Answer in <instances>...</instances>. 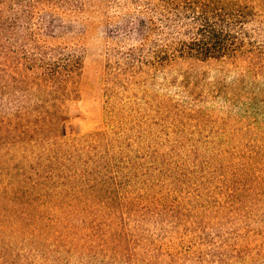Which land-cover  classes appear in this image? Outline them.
<instances>
[{"label": "trees", "instance_id": "obj_1", "mask_svg": "<svg viewBox=\"0 0 264 264\" xmlns=\"http://www.w3.org/2000/svg\"><path fill=\"white\" fill-rule=\"evenodd\" d=\"M90 1L0 7V55L15 52L14 29L26 31L7 78L21 99L0 119V264H148L145 220L183 234L166 264H238L264 239V0H155L165 43L107 53L114 124L65 137L85 48L64 37L82 31L72 17ZM31 16L38 23H22ZM160 66L165 134L149 103L141 118L119 100L121 86ZM256 251L245 264L264 260V241Z\"/></svg>", "mask_w": 264, "mask_h": 264}, {"label": "rangeland", "instance_id": "obj_2", "mask_svg": "<svg viewBox=\"0 0 264 264\" xmlns=\"http://www.w3.org/2000/svg\"><path fill=\"white\" fill-rule=\"evenodd\" d=\"M19 1L0 0V7L2 6L4 13L8 14L11 7L17 5L19 7ZM153 1V4H149L148 0H133L132 3L124 0L121 2L120 0H91V5L86 9L84 18L72 17V19L79 21L78 24L82 27V31L71 33L69 37L65 36L64 39L70 43L81 44L85 48V55L78 83L79 96L69 101L66 114L62 117L65 137L82 136L97 130H109L114 124L109 120L105 110L104 83L106 80L104 66L107 53L111 46L124 48L142 42H146L145 45L148 44L147 47L152 52L156 49L155 47L165 43V23L160 20V15L157 16L158 10L154 5L155 0ZM22 3L23 1L20 5ZM153 9H156V12ZM25 18L21 19L23 24L33 25L39 20L37 16ZM143 20L144 24H142ZM140 22L141 24H139ZM132 26H134V31L131 34L126 33L125 28ZM14 33L10 40V42L13 41L14 45L12 46L10 43L8 45L9 48L16 49L15 52H10L7 56L0 55V119L7 115L6 111L12 100L20 101L21 99L20 91H12L13 88L10 87L11 83L7 78L13 72L12 63L16 62L22 55L21 51L24 49L19 48L20 45L18 44L22 39H25L26 31L23 28L14 29ZM6 35L9 33L7 32ZM146 71V73L138 74V80L136 84L131 85L130 91H128L129 88L125 90L121 86L119 100L123 102L132 101L136 111H138L136 113L141 118L144 117L141 107L145 103H149L147 119L151 121L153 129L156 127L155 123H161L164 126L162 132L165 134V115L160 121L155 115L158 108L157 104L163 106L165 103V68L160 66L159 68H149ZM210 73H215L213 67L210 69ZM16 86L17 89L20 87L17 81ZM205 131H208V128ZM135 220L139 219L136 218ZM139 230L143 241L147 243L146 247L150 251L148 264H166L165 250L174 251L178 247L176 243L183 235L178 231L170 230L168 226H165V223L154 225L148 220H145V224ZM259 238L257 237L258 244L249 248L252 252L249 251L248 254H243L237 258L238 264H245L253 253L258 254L259 257L260 253L256 251V248L262 247L264 241L261 236ZM182 248L188 247L185 245ZM182 248L178 250L184 253L186 249ZM239 261L243 262L240 263ZM263 261H259V264Z\"/></svg>", "mask_w": 264, "mask_h": 264}]
</instances>
